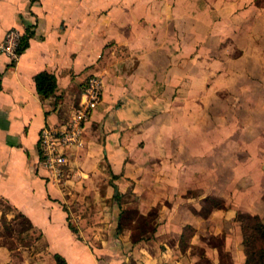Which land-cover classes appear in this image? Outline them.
I'll use <instances>...</instances> for the list:
<instances>
[{
    "label": "crops",
    "instance_id": "crops-1",
    "mask_svg": "<svg viewBox=\"0 0 264 264\" xmlns=\"http://www.w3.org/2000/svg\"><path fill=\"white\" fill-rule=\"evenodd\" d=\"M11 27L27 44L12 60L0 51V264H122L123 236L109 235L115 215L95 224L86 213L73 214L64 205L73 188L82 181L91 187L106 167L115 175L142 168L155 153L145 141L147 153L135 159L133 143L169 138L150 133L160 116L163 125L196 123L199 116L189 113L212 93L241 90L249 107H264V0H0V41ZM230 42L242 44L236 58ZM40 71L56 78L45 99L34 82ZM95 75L102 93L81 122L82 145L66 149L54 175L42 163L40 131L71 122ZM174 155L164 157L170 169ZM263 198L252 213L264 221ZM223 236L210 255L221 250L227 260L213 256L212 264H243L240 224Z\"/></svg>",
    "mask_w": 264,
    "mask_h": 264
},
{
    "label": "rangeland",
    "instance_id": "rangeland-1",
    "mask_svg": "<svg viewBox=\"0 0 264 264\" xmlns=\"http://www.w3.org/2000/svg\"><path fill=\"white\" fill-rule=\"evenodd\" d=\"M230 43L233 51L229 52L236 58L243 51L242 44ZM242 64L235 59L234 68ZM234 78L238 85L245 77ZM256 79L261 81L260 76ZM245 93L225 90L207 96L205 106L189 113L191 120L194 113L199 116L196 123L187 118L182 125L177 120L163 125L160 116L155 123L158 130L150 133L170 132V137L141 139L132 146L135 159L148 149L154 151L148 163L116 175L106 167L91 187L85 181L74 187L71 202L64 205L73 214L86 213L95 224L113 222L115 215L108 234L123 236L122 247H117L122 264H212L213 256L226 262V252L214 251L211 257L210 247L220 246L225 231L236 228L242 215L259 210V198L264 197V107H249L243 102V96L248 98ZM145 141L150 143L147 150L143 149ZM168 152H175L176 168L165 163ZM110 184L117 186L118 202H114ZM185 222L201 231L187 239L183 252L175 232ZM229 237L234 242V236Z\"/></svg>",
    "mask_w": 264,
    "mask_h": 264
},
{
    "label": "built area",
    "instance_id": "built-area-1",
    "mask_svg": "<svg viewBox=\"0 0 264 264\" xmlns=\"http://www.w3.org/2000/svg\"><path fill=\"white\" fill-rule=\"evenodd\" d=\"M22 32L9 28L0 41V51L4 52L11 60L18 55V47ZM102 93V80L99 76H91L87 80L79 105L74 111L71 122L63 126H44L39 135V148L42 163L52 174L59 175L62 165L66 163V149L69 146L82 145L81 122L88 115L92 105L99 100Z\"/></svg>",
    "mask_w": 264,
    "mask_h": 264
},
{
    "label": "trees",
    "instance_id": "trees-1",
    "mask_svg": "<svg viewBox=\"0 0 264 264\" xmlns=\"http://www.w3.org/2000/svg\"><path fill=\"white\" fill-rule=\"evenodd\" d=\"M27 44V35L21 38L18 52ZM36 91L42 99L54 94L56 78L54 74L40 71L34 75ZM242 235L243 264H264V221L257 213L245 214L240 218ZM195 228L186 223L179 234L180 250L185 252L188 247L187 239L193 235Z\"/></svg>",
    "mask_w": 264,
    "mask_h": 264
}]
</instances>
